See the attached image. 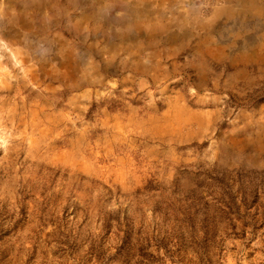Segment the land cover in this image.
<instances>
[{"label":"rangeland","instance_id":"rangeland-1","mask_svg":"<svg viewBox=\"0 0 264 264\" xmlns=\"http://www.w3.org/2000/svg\"><path fill=\"white\" fill-rule=\"evenodd\" d=\"M0 264H264V0H0Z\"/></svg>","mask_w":264,"mask_h":264}]
</instances>
